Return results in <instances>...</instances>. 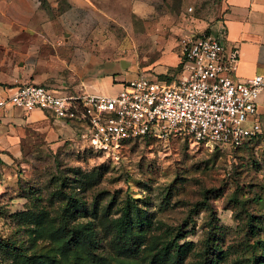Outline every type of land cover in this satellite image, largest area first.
<instances>
[{
    "label": "rangeland",
    "instance_id": "obj_1",
    "mask_svg": "<svg viewBox=\"0 0 264 264\" xmlns=\"http://www.w3.org/2000/svg\"><path fill=\"white\" fill-rule=\"evenodd\" d=\"M96 5L101 41L92 47L123 81V72L178 76L181 38L211 34L224 0ZM127 208L122 235L117 224ZM174 242L183 247L179 260ZM254 261L264 264V134L240 149L188 138L140 141L119 159L92 151L77 135L58 146L31 139L10 167L0 165V264Z\"/></svg>",
    "mask_w": 264,
    "mask_h": 264
},
{
    "label": "built area",
    "instance_id": "obj_2",
    "mask_svg": "<svg viewBox=\"0 0 264 264\" xmlns=\"http://www.w3.org/2000/svg\"><path fill=\"white\" fill-rule=\"evenodd\" d=\"M183 62L176 77H136L114 96H62L27 84L0 101L28 115L36 110L73 122L79 141L119 159L133 143L188 138L205 148H241L264 134L258 101L264 78L235 79L241 52L224 39L194 31L180 42Z\"/></svg>",
    "mask_w": 264,
    "mask_h": 264
},
{
    "label": "crops",
    "instance_id": "obj_3",
    "mask_svg": "<svg viewBox=\"0 0 264 264\" xmlns=\"http://www.w3.org/2000/svg\"><path fill=\"white\" fill-rule=\"evenodd\" d=\"M0 0V101L18 88L35 84L62 96H114L122 83L117 65L98 54L91 41H101L95 19L98 0ZM140 5L136 2V8ZM241 52L235 79L264 78V0H224L220 19L211 28ZM264 129V92L258 101ZM77 135L73 122L36 110L28 115L11 106L0 107V165L6 168L23 155L31 139L60 145Z\"/></svg>",
    "mask_w": 264,
    "mask_h": 264
},
{
    "label": "trees",
    "instance_id": "obj_4",
    "mask_svg": "<svg viewBox=\"0 0 264 264\" xmlns=\"http://www.w3.org/2000/svg\"><path fill=\"white\" fill-rule=\"evenodd\" d=\"M41 2H42V5L45 7V6H47V1L46 0H41ZM68 6V5H67ZM60 10H63L62 8H60ZM207 34H209V33H207ZM181 68H182V65H181ZM162 78H168V79H171V78H169L167 75H162L161 76ZM263 136V135H262ZM262 136H260L258 139H254V140H251V141H249L248 143H246L243 147H241V148H244V147H246V146H249V145H251L253 142H256V141H259L261 138H262ZM145 141H149V140H145ZM90 149V148H89ZM234 149H240V148H234ZM92 150V149H91ZM93 151V150H92ZM95 152V151H94ZM97 153V152H96ZM98 154H101V153H98ZM102 155V154H101ZM130 211H129V208H127V210L125 211V216L118 222V224H117V228H118V232L120 233V234H122V235H124L125 234V232H126V230L128 229V222H127V216H128V213H129ZM251 219H253V218H251ZM252 222V221H251ZM175 244H173V245H175L174 246V252L176 253V256H177V259L179 260L180 259V256H181V254H182V251H183V247L182 246H179V245H177L178 243H176V242H174ZM260 243H262V242H258V243H256V245L257 244H260ZM263 244V243H262ZM15 249V247L13 246V250ZM28 261H30V259H27ZM253 264H263V262H261V261H254V263Z\"/></svg>",
    "mask_w": 264,
    "mask_h": 264
}]
</instances>
